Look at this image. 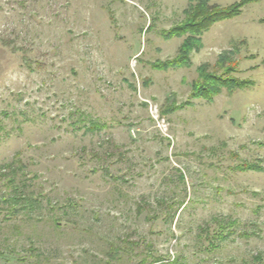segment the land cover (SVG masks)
<instances>
[{
    "label": "rangeland",
    "instance_id": "1",
    "mask_svg": "<svg viewBox=\"0 0 264 264\" xmlns=\"http://www.w3.org/2000/svg\"><path fill=\"white\" fill-rule=\"evenodd\" d=\"M189 5L0 0V264L264 256V171L237 169L264 160V0L205 32L190 68L154 69ZM223 53L254 87L161 115Z\"/></svg>",
    "mask_w": 264,
    "mask_h": 264
},
{
    "label": "trees",
    "instance_id": "2",
    "mask_svg": "<svg viewBox=\"0 0 264 264\" xmlns=\"http://www.w3.org/2000/svg\"><path fill=\"white\" fill-rule=\"evenodd\" d=\"M256 0H240L227 7H219L213 4V0H189L190 5L185 9V18L177 25L163 32L165 39L182 38L176 55L167 60H156L151 66L156 70H169L179 68H190L192 66V55L203 48V35L215 23L235 18L240 15L245 5ZM230 53H223L219 56L215 64L203 63L197 67V78L192 81L188 99L178 103L173 100L169 102L161 111V115H170L179 110L193 105L195 100H204L212 103L223 91L234 93L254 87V81L240 79L235 75L237 63L231 58ZM232 60V61H231ZM102 127L97 123H92L87 128L93 130ZM264 160L258 163H242L237 166L241 171L263 172ZM182 180L183 176L181 175ZM19 198L13 199L14 202ZM217 236L224 239L223 233ZM160 261V260H159ZM176 263V259L173 261ZM255 264H264V256L256 255Z\"/></svg>",
    "mask_w": 264,
    "mask_h": 264
}]
</instances>
